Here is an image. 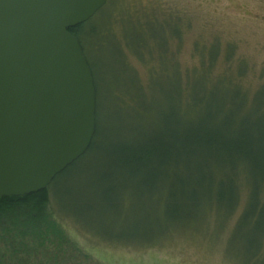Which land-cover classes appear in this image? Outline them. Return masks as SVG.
I'll return each instance as SVG.
<instances>
[{
  "label": "rangeland",
  "instance_id": "374dc122",
  "mask_svg": "<svg viewBox=\"0 0 264 264\" xmlns=\"http://www.w3.org/2000/svg\"><path fill=\"white\" fill-rule=\"evenodd\" d=\"M97 13L93 23L103 33L86 35V58L105 81L123 82L116 88L125 92L123 97L129 104L135 93L143 89L150 91L152 73L164 63L166 73L178 72L185 103L188 82L205 72L209 74L204 81L206 86L223 79L224 84L240 88L247 99V106L243 108L241 95L230 97L224 88L205 91L203 95L205 92L198 86L191 90L192 96H199L202 102L195 100V106L189 102L186 107L188 112H197L195 118H210L215 114L219 115L217 118L236 116L252 121L262 118L264 111L256 112L262 90L258 98H252L264 85V0H107ZM153 29L159 30L162 39L157 46L159 37L150 35ZM139 31L149 36L146 48L150 47L153 55L146 48L139 55L130 45L137 44L135 37ZM163 48L162 58L158 50ZM129 92L134 96H128ZM84 166L79 163L73 167L55 186L58 199L51 194L49 209L54 211L59 232L26 229L22 224L25 219L21 215L25 210L22 205H16L11 213L10 210L0 213V264H264V230L261 241V233L254 223L248 226L244 225L245 220H240L241 227L236 228L249 194L244 178L239 182L238 205L228 216L210 209L199 219L197 215L190 220V227L170 230L172 218L176 216L172 207L184 206L186 202L185 199L175 203L168 200L170 193L178 197L174 180L150 185L152 191L148 194L138 185L106 183L100 189L101 195L109 189L122 190L115 196L119 200L122 196L129 199L125 209L119 208L112 214L104 210L105 203L93 201L92 209L77 214L82 222L64 214L60 203L78 210L77 200L83 195L81 188L88 186L82 185ZM119 200H113L114 208ZM255 205L256 201L250 204ZM198 211L199 208L194 212ZM159 230L166 233L162 231L145 244L118 240L141 233L153 237ZM257 253L260 255L256 257Z\"/></svg>",
  "mask_w": 264,
  "mask_h": 264
},
{
  "label": "trees",
  "instance_id": "16d2710c",
  "mask_svg": "<svg viewBox=\"0 0 264 264\" xmlns=\"http://www.w3.org/2000/svg\"><path fill=\"white\" fill-rule=\"evenodd\" d=\"M95 19L91 18L69 29L80 41L84 54L86 35L89 32L94 35H97L98 31L103 33V30L99 29L95 22L93 23ZM174 32L177 33V31ZM138 34L135 37L138 39L137 44L131 43L130 45L139 55H142V50L147 46L146 37L149 36L145 37L141 31ZM150 35L155 39L159 37L156 46L162 41L159 30L153 29ZM146 50L151 53L150 56L153 55L150 47ZM162 50L158 51L161 52L163 58L165 49L163 52ZM88 64L92 70L97 94L96 132L88 151L59 174L45 190L25 196L0 197V213L8 210L11 213L16 205H22L25 209L24 213H21L25 217L22 224L26 229L40 231L46 228L59 232V224L54 211L52 208L49 209L51 194L54 199H58L55 186L71 172L75 165L84 163L86 171L81 174L84 176L82 185L88 186L81 188L83 195H80L81 198L77 200L78 210L66 208L59 202L64 214L82 222L77 214H81L83 210L92 209L95 205H92L93 201L105 203L104 210L112 214L117 213L119 208L125 209L129 199L122 196L119 200L115 196L122 190L109 189L104 191L103 196L101 195L100 189L106 183H117L121 186L138 185L148 194L152 191L150 185L174 180L175 188L179 189L178 197L170 193L168 200L175 203L177 200L185 199L186 202L184 206L174 204L175 206L172 207L175 210L173 214L176 216L172 218L173 223L169 229L188 228L192 224L188 222L193 218L196 219L197 215L199 219V216L202 217L206 210L215 209L225 216L233 212L240 199L239 182L241 178H244L249 194L246 208L236 228L241 227L240 220H245L244 225L248 226V223H254L255 229L261 233L262 241L264 230V191L262 190L264 85L252 98V100L258 98L262 90V98H260L256 111L262 114V118L254 121L236 116L235 118L232 116L231 118H217L219 116L217 114L210 118H200V116L195 118L197 112H188L186 107L189 102L201 101L199 96L197 98L192 96L194 93L191 90L198 86L204 92H216L215 88H224L230 97L238 98L241 95L243 99L240 98V101L243 108L248 102L240 88L234 84H224L223 79L209 87L206 86L204 81H207L209 74L205 72L201 73L202 75L200 74L195 81L188 82V99L185 103L182 101L184 89L177 79L178 72L166 73L164 63H161L152 73V84L148 87L150 91L143 89L139 94L135 93L136 96L129 104L124 100L125 92H120L116 88L123 82L117 81L112 84L109 80L105 81L89 61ZM131 80L132 78L129 81ZM203 95H206V92ZM128 96L133 97L134 95L130 93ZM163 189L165 191V187ZM112 194H114V199L113 196L110 197ZM117 199L119 202L117 208H114L113 200L117 201ZM254 201L257 205L250 206ZM194 203L196 206L192 208L190 204ZM198 208V213L194 212ZM162 231L165 230L157 231L160 233L153 237H147L144 233L140 236L131 234L127 237H117L123 243L141 242L145 244L147 240L152 241L161 235ZM231 246L233 248V243ZM259 247H261L260 244ZM258 255L260 254L257 253L256 257Z\"/></svg>",
  "mask_w": 264,
  "mask_h": 264
},
{
  "label": "water",
  "instance_id": "95a60500",
  "mask_svg": "<svg viewBox=\"0 0 264 264\" xmlns=\"http://www.w3.org/2000/svg\"><path fill=\"white\" fill-rule=\"evenodd\" d=\"M107 0H0V197L45 190L96 132L92 70L69 29Z\"/></svg>",
  "mask_w": 264,
  "mask_h": 264
}]
</instances>
